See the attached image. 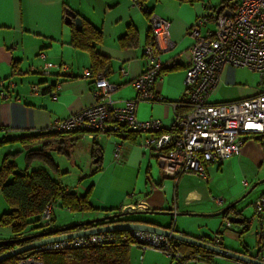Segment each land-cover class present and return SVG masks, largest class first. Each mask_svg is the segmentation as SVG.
<instances>
[{
	"label": "crops",
	"instance_id": "obj_1",
	"mask_svg": "<svg viewBox=\"0 0 264 264\" xmlns=\"http://www.w3.org/2000/svg\"><path fill=\"white\" fill-rule=\"evenodd\" d=\"M140 1L149 13L170 24L167 39L159 41L158 57L164 66L171 68L162 71L153 87L154 96L161 101L139 103L137 118L158 120L164 132L171 133L179 116L176 114L187 111L184 68L193 42L187 30L196 20L206 18L200 27L201 36L214 32L215 16L205 13H216L219 7H224L220 14L228 13L230 0ZM67 11L100 32V40L94 45L99 56L96 63L90 52L71 45V29L64 22ZM150 42L149 20L131 0H0V79L3 81L0 167L6 156L15 155L18 169L23 170L25 159L21 157L26 150L20 140L47 133L55 121L67 119L92 105L91 92L97 74H103L117 87L111 96L117 105L135 99L132 83L145 69L143 50ZM46 62L66 69L63 73L54 70L44 75ZM123 68L128 71L125 76L120 72ZM249 72L224 67L211 101L230 103L255 96L263 87L256 73ZM246 73L250 74L247 79L250 84L236 86L235 81ZM145 139L146 136L133 133L127 138L65 136L68 156L52 153L59 174L48 173L67 193L88 194L92 211L79 214L56 207L54 229L139 206L135 212L166 214H138L134 221L170 227L211 243L218 237L222 248L259 261L264 259V236L260 233L264 224L256 218L253 209L255 201L264 194V183L255 186L264 180L263 146L249 139L236 157L218 165H207L206 178L186 173L174 179L164 177L154 154L145 152L142 147ZM95 150L99 151L97 155L93 154ZM35 164V168L47 170L41 163ZM61 179L70 181L61 182ZM216 199H222L223 203L218 205ZM233 204L236 205L229 215H216ZM7 212L9 208L0 197V216ZM224 217L242 218L246 223L232 224L231 229L221 231ZM10 238V230L0 228V240ZM128 259L129 264H176L161 253L136 246L129 249ZM181 264L243 263L213 254Z\"/></svg>",
	"mask_w": 264,
	"mask_h": 264
},
{
	"label": "built area",
	"instance_id": "obj_2",
	"mask_svg": "<svg viewBox=\"0 0 264 264\" xmlns=\"http://www.w3.org/2000/svg\"><path fill=\"white\" fill-rule=\"evenodd\" d=\"M131 1L141 10L138 0ZM230 1L229 16L216 14L215 11L205 13L206 16L210 13L215 16L214 32L201 36L200 27L206 18L196 20L187 30L193 41L184 68L187 111L176 116L171 133L164 132L158 120L142 121L137 118L139 103L161 101L154 96L153 87L162 71L171 68L164 66L158 57L159 41L167 39L170 24L151 13L148 20L152 42L143 50L146 66L132 83L136 98L117 105L111 97L117 87L111 85L103 74H97L91 92L93 104L67 119L55 121L50 130L60 133L85 131L94 136L114 135L120 127H124L146 136L143 149L154 154L164 177L174 179L186 173L206 178L207 165H218L236 157L249 139H255L264 148V0ZM40 57L45 58L43 54ZM224 67L231 70L246 68L259 74L263 88L251 98L230 103L211 101L210 96L220 82ZM65 69V66L46 62L42 73L50 75L54 70L63 73ZM120 72L123 76L128 73L126 68ZM215 202L221 205L223 200L216 199ZM254 206L256 218L264 224V194ZM136 209L139 206L125 207L121 213L135 212ZM50 216L51 206H48L41 217L43 224L50 221ZM231 228L229 217H224L221 231ZM130 233L136 247L160 252L176 264L184 262L185 256L170 238L144 232ZM260 233L264 236V230L261 229ZM112 240L109 235L98 234L46 246L47 250L78 249L103 246ZM211 245L220 247L219 238L214 237ZM29 262L40 264L34 259L19 264Z\"/></svg>",
	"mask_w": 264,
	"mask_h": 264
},
{
	"label": "trees",
	"instance_id": "obj_3",
	"mask_svg": "<svg viewBox=\"0 0 264 264\" xmlns=\"http://www.w3.org/2000/svg\"><path fill=\"white\" fill-rule=\"evenodd\" d=\"M138 2L141 5V11L149 19L150 13L148 9L143 2L140 0H138ZM228 3L227 6L229 9L231 1ZM69 27L71 29V45L75 49L90 52L94 63H96L99 56L94 50V45L100 40V32L83 20H81L80 30H77L73 24L69 25ZM176 115L180 114L177 113ZM130 133L139 135L138 133L130 131L124 127H120L119 131L114 135L127 138ZM72 135L84 136L91 134L85 131L60 133L49 130L47 133L30 137L29 139L20 140V143L26 150L24 156L26 167L23 170L18 169V166L14 161V157H16L15 155L6 156L3 159L0 167V197L9 208V212L0 216V228H8L11 233V238L8 240H0L8 242L7 244L0 245V256L13 249L34 242V240L21 242L20 240L23 238L63 228L54 229L53 210L56 207L67 209L71 213L79 214H85L92 211L88 204V194L77 196L74 193H67L65 188L57 182V179H54L48 173L50 172L52 175L59 174L52 153L68 156V147L65 144L64 139L65 136ZM94 136L97 135L95 134ZM98 153V150L93 151L94 155H97ZM34 162L41 163L47 170H31L30 167ZM48 206H51L50 221L47 224H43L41 217ZM230 212H225L223 216L229 215L228 213ZM119 214L120 213H114L108 216H116ZM128 217L129 216L120 217L113 221L99 223L96 226L131 221L139 222ZM240 219L243 221L242 224L246 223L245 220L242 218ZM90 227L91 226H88L86 229H89ZM80 229L85 228H77L75 230L77 231ZM102 234L111 236L113 240L103 246L78 249L66 248L62 250H47V245L23 253L18 257H12L8 260L2 261L0 264H19V262L27 259H34L40 264H129V249L136 244L131 237V233L121 232ZM171 241L179 252L185 256L184 261L194 259L201 255L213 256L212 253L202 249L178 243L173 240ZM201 241L211 243L205 240Z\"/></svg>",
	"mask_w": 264,
	"mask_h": 264
},
{
	"label": "water",
	"instance_id": "obj_4",
	"mask_svg": "<svg viewBox=\"0 0 264 264\" xmlns=\"http://www.w3.org/2000/svg\"><path fill=\"white\" fill-rule=\"evenodd\" d=\"M223 9L224 7H219L216 13L220 14V12ZM222 14L224 16H229V13L227 12H224ZM64 22L67 26L73 24L77 30L81 29V19L77 18L70 11L66 13ZM262 183H264V180L260 181L255 186H257L258 184H262ZM235 205L236 204L229 206L224 211L216 215L218 216V215L224 214L225 212H230L231 210H233ZM138 214H166V213H163V212L138 213V212L125 211L116 216H108V217H103V218L96 219V220H89V221L81 222L79 224L63 227L58 230L44 232V233L34 235L32 237L23 238L20 240L21 242H29L32 240H34V242L24 245L22 247H18L16 249H13L12 251H9L1 255L0 262L8 260L12 257H18L23 253L30 252L39 247H43V246L54 244V243H59L62 241H68V240H73L77 238L98 235L102 233L144 232V233H151V234H155L158 236L170 238L171 240L175 242L183 243V244H186V245L198 248V249H202L214 255H219V256H222V257H225L231 260H236L243 264H264V261H259L258 259L253 258L251 256L239 254V253L233 252L231 250H228L222 247L213 246L209 243H205L201 241L200 239L193 238V237L181 234L177 231H174L170 227H161V226L152 225L148 223L132 222V221L125 222V223H115V224H108V225H103V226L102 225L96 226L99 223H105L108 221H113L120 217H126V216L138 215ZM229 221L233 225H240L243 223V221L240 218H236V217H230ZM88 226H91V227L89 229H86V227ZM77 228H85V229H80L76 231L75 229ZM7 243L8 242L6 241H0V245L7 244Z\"/></svg>",
	"mask_w": 264,
	"mask_h": 264
},
{
	"label": "rangeland",
	"instance_id": "obj_5",
	"mask_svg": "<svg viewBox=\"0 0 264 264\" xmlns=\"http://www.w3.org/2000/svg\"><path fill=\"white\" fill-rule=\"evenodd\" d=\"M239 69H246V68H239ZM246 70H248V71H250L249 69H246ZM252 71H250L249 73H251ZM254 73V72H253ZM248 75H250V74H248ZM248 75H247V73L244 75V77L242 78V79H237L236 81H235V83H236V86H238V87H244V85H249L250 83L249 82H247V79H248ZM256 77H257V79H258V77L260 78V75L259 74H257L256 73ZM251 78V77H250ZM234 83V82H233ZM260 84H261V78H260ZM21 159H23L24 160V156H22L21 157ZM36 162H34L33 164H32V166L30 167L31 168V170H36L37 168H35L34 167V165H36L35 164ZM23 168L22 169H24L25 167H26V163L25 162H23ZM18 165V164H17ZM42 165V164H41ZM22 166V165H21ZM20 166V167H21ZM70 181V179H61V182H69ZM253 209H254V211H255V206L253 205ZM60 213H63V211H61ZM130 218H133V219H136V218H138L139 216L138 215H134V216H129ZM128 217V218H129ZM148 250H150V249H148ZM151 251H154V250H151ZM157 252V251H156ZM158 253H160V252H158ZM162 254V253H161ZM163 255V254H162ZM165 256V255H164ZM175 263V262H174Z\"/></svg>",
	"mask_w": 264,
	"mask_h": 264
},
{
	"label": "bare ground",
	"instance_id": "obj_6",
	"mask_svg": "<svg viewBox=\"0 0 264 264\" xmlns=\"http://www.w3.org/2000/svg\"><path fill=\"white\" fill-rule=\"evenodd\" d=\"M28 264H33L32 262H29Z\"/></svg>",
	"mask_w": 264,
	"mask_h": 264
}]
</instances>
